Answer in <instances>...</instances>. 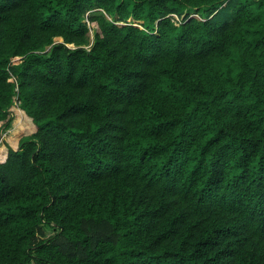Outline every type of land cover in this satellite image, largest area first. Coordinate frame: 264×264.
Segmentation results:
<instances>
[{
    "label": "trees",
    "instance_id": "1",
    "mask_svg": "<svg viewBox=\"0 0 264 264\" xmlns=\"http://www.w3.org/2000/svg\"><path fill=\"white\" fill-rule=\"evenodd\" d=\"M0 264H264V0H0Z\"/></svg>",
    "mask_w": 264,
    "mask_h": 264
},
{
    "label": "rangeland",
    "instance_id": "2",
    "mask_svg": "<svg viewBox=\"0 0 264 264\" xmlns=\"http://www.w3.org/2000/svg\"><path fill=\"white\" fill-rule=\"evenodd\" d=\"M197 15H192L191 17H196ZM59 40V39H57ZM42 230L44 232V238L51 237L56 232L55 228L49 226H42Z\"/></svg>",
    "mask_w": 264,
    "mask_h": 264
},
{
    "label": "clouds",
    "instance_id": "3",
    "mask_svg": "<svg viewBox=\"0 0 264 264\" xmlns=\"http://www.w3.org/2000/svg\"><path fill=\"white\" fill-rule=\"evenodd\" d=\"M192 16V15H191ZM195 18H198L199 19V17L198 16H196Z\"/></svg>",
    "mask_w": 264,
    "mask_h": 264
},
{
    "label": "crops",
    "instance_id": "4",
    "mask_svg": "<svg viewBox=\"0 0 264 264\" xmlns=\"http://www.w3.org/2000/svg\"><path fill=\"white\" fill-rule=\"evenodd\" d=\"M4 136H2V138H3Z\"/></svg>",
    "mask_w": 264,
    "mask_h": 264
}]
</instances>
